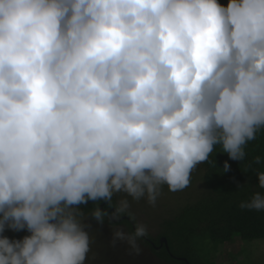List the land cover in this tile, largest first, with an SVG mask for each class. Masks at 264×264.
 <instances>
[{"label": "clouds", "instance_id": "1", "mask_svg": "<svg viewBox=\"0 0 264 264\" xmlns=\"http://www.w3.org/2000/svg\"><path fill=\"white\" fill-rule=\"evenodd\" d=\"M261 131L264 0H0V264H85L89 219L139 254L146 227L112 223L127 197L183 190L216 146L241 162ZM255 174L240 207L264 212Z\"/></svg>", "mask_w": 264, "mask_h": 264}, {"label": "trees", "instance_id": "2", "mask_svg": "<svg viewBox=\"0 0 264 264\" xmlns=\"http://www.w3.org/2000/svg\"><path fill=\"white\" fill-rule=\"evenodd\" d=\"M245 152V159L239 162L221 153L220 147L216 146L209 160L201 163L204 169L203 181L209 190L207 195L197 205L183 209L173 220L165 222L159 237L147 235L146 239L142 238L144 240L142 244L139 242L140 248H143L144 256L148 254L146 259L150 264L156 262V259L170 264H208L207 261L201 263L196 259L194 244L200 236L209 238L216 245L233 241L236 236L244 241L264 239V212L240 207L242 201L248 200L254 191L259 190L255 173L264 171V131L258 132L256 139L248 142ZM257 157H261L260 163L256 162ZM225 162L229 165L226 171ZM94 203L89 201L87 205H81V208L87 214ZM100 204L109 208L106 201ZM115 205L113 198V208L110 210L115 209ZM121 215L113 219L112 223L116 227L122 226L126 233L134 232L137 224L133 216L119 219ZM100 226L112 229L108 220ZM18 234L20 231L6 230L3 233L9 239H18ZM163 238L167 240L169 251L165 244H161Z\"/></svg>", "mask_w": 264, "mask_h": 264}, {"label": "rangeland", "instance_id": "3", "mask_svg": "<svg viewBox=\"0 0 264 264\" xmlns=\"http://www.w3.org/2000/svg\"><path fill=\"white\" fill-rule=\"evenodd\" d=\"M218 3L227 5L228 0H218ZM203 175L204 169L201 164H198L192 170L190 184L186 188L172 192L166 185L163 186L155 204H150L147 199L136 201L127 197L129 207L119 219L129 218V215H132L136 224H143L146 227L149 236L159 237L164 230L165 222L173 220L183 209L197 205L207 195L209 190L204 184ZM126 195L125 193L114 194L116 204ZM86 222L91 224L92 242L85 264H150L146 259L149 257L148 254L146 256L142 254L143 248H140L139 241L137 244L141 255L130 250L126 242H118L112 246L110 241L113 229L100 226L91 219ZM118 228L123 230L122 226ZM25 235H29L26 229L20 231L18 239H22ZM233 239L223 245H216L209 238L200 236L199 241L197 240L194 244L196 259L201 263L207 261L208 264H264V239L244 241L238 236ZM202 256L205 257L204 260L201 259ZM152 264L170 263L156 259V262Z\"/></svg>", "mask_w": 264, "mask_h": 264}, {"label": "water", "instance_id": "4", "mask_svg": "<svg viewBox=\"0 0 264 264\" xmlns=\"http://www.w3.org/2000/svg\"><path fill=\"white\" fill-rule=\"evenodd\" d=\"M102 210H104V208H103V206L101 205V207H100ZM111 211H114L115 212V210H110V212ZM124 219H128V218H124ZM161 244L163 245V244H165L166 245V248H167V250L169 251V248H168V244H167V240L165 239V238H163V239H161Z\"/></svg>", "mask_w": 264, "mask_h": 264}, {"label": "flooded vegetation", "instance_id": "5", "mask_svg": "<svg viewBox=\"0 0 264 264\" xmlns=\"http://www.w3.org/2000/svg\"><path fill=\"white\" fill-rule=\"evenodd\" d=\"M104 208L106 209V211L110 210V208H108V209H107L106 207H104ZM145 239H146V237H145ZM143 240H144V239L141 238V239L138 240V241L141 243V241H143ZM150 243L154 244V242H150Z\"/></svg>", "mask_w": 264, "mask_h": 264}]
</instances>
